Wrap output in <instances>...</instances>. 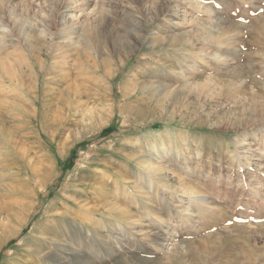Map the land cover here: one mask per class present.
I'll list each match as a JSON object with an SVG mask.
<instances>
[{"label":"rangeland","instance_id":"1","mask_svg":"<svg viewBox=\"0 0 264 264\" xmlns=\"http://www.w3.org/2000/svg\"><path fill=\"white\" fill-rule=\"evenodd\" d=\"M0 264H264V0H0Z\"/></svg>","mask_w":264,"mask_h":264},{"label":"bare ground","instance_id":"2","mask_svg":"<svg viewBox=\"0 0 264 264\" xmlns=\"http://www.w3.org/2000/svg\"><path fill=\"white\" fill-rule=\"evenodd\" d=\"M56 246H61V245H59V244H57ZM67 249L69 248V250H73V249H71V247H66ZM58 256V255H57ZM61 261V260H60Z\"/></svg>","mask_w":264,"mask_h":264}]
</instances>
